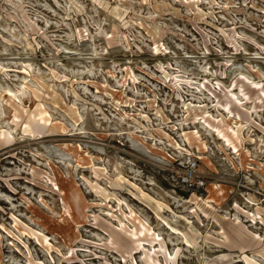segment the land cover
<instances>
[{"label": "rangeland", "instance_id": "obj_1", "mask_svg": "<svg viewBox=\"0 0 264 264\" xmlns=\"http://www.w3.org/2000/svg\"><path fill=\"white\" fill-rule=\"evenodd\" d=\"M0 264H264V0H0Z\"/></svg>", "mask_w": 264, "mask_h": 264}, {"label": "built area", "instance_id": "obj_2", "mask_svg": "<svg viewBox=\"0 0 264 264\" xmlns=\"http://www.w3.org/2000/svg\"><path fill=\"white\" fill-rule=\"evenodd\" d=\"M183 182L185 183L186 186L190 187L191 189H196L199 188L203 185V181L196 178H190L188 179L187 177L184 178Z\"/></svg>", "mask_w": 264, "mask_h": 264}]
</instances>
